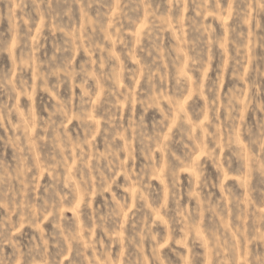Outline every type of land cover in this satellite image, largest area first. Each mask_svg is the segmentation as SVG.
I'll return each mask as SVG.
<instances>
[{"label":"clouds","instance_id":"1","mask_svg":"<svg viewBox=\"0 0 264 264\" xmlns=\"http://www.w3.org/2000/svg\"><path fill=\"white\" fill-rule=\"evenodd\" d=\"M0 264H264V0H0Z\"/></svg>","mask_w":264,"mask_h":264}]
</instances>
